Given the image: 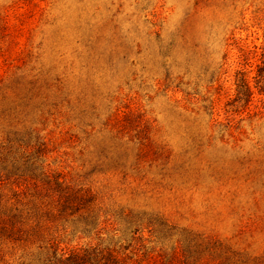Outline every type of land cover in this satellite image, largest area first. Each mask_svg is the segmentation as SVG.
I'll use <instances>...</instances> for the list:
<instances>
[{
    "label": "rangeland",
    "instance_id": "rangeland-1",
    "mask_svg": "<svg viewBox=\"0 0 264 264\" xmlns=\"http://www.w3.org/2000/svg\"><path fill=\"white\" fill-rule=\"evenodd\" d=\"M260 87L264 0H0L1 264H264Z\"/></svg>",
    "mask_w": 264,
    "mask_h": 264
},
{
    "label": "trees",
    "instance_id": "trees-1",
    "mask_svg": "<svg viewBox=\"0 0 264 264\" xmlns=\"http://www.w3.org/2000/svg\"><path fill=\"white\" fill-rule=\"evenodd\" d=\"M261 69L259 75H261ZM259 92L264 93V88L260 87ZM4 151L1 152L0 163H6L9 157L12 159L13 169L9 170L6 174L7 177L19 173L22 170L19 166L15 165L17 163V158L12 155L13 148L12 146H5ZM23 163L26 165L28 163L27 157L24 156ZM7 166L4 167V169ZM43 172H41V175ZM1 177V173H0ZM43 182H46V178ZM1 181V179H0ZM49 180L47 181V183ZM45 184V183H43ZM55 191L58 194V201L61 204L63 210H66L68 207L73 206L76 201H78V193L72 190L69 186H63L60 182H56ZM47 185V184H46ZM48 189L51 188L50 184L47 185ZM23 208L19 207L17 204L11 203L8 200H4L0 194V264L4 262L5 257L3 254L4 243H15L17 241L23 240L30 228L26 226V218L23 214ZM115 264L116 258L111 251L99 252L91 250H83L79 252L72 253L70 255H60L55 257L52 262L46 264ZM10 264V263H9Z\"/></svg>",
    "mask_w": 264,
    "mask_h": 264
}]
</instances>
